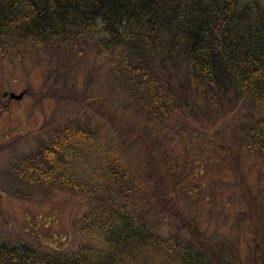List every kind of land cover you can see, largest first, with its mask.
I'll return each mask as SVG.
<instances>
[{"label":"trees","instance_id":"16d2710c","mask_svg":"<svg viewBox=\"0 0 264 264\" xmlns=\"http://www.w3.org/2000/svg\"><path fill=\"white\" fill-rule=\"evenodd\" d=\"M24 84L33 111L54 106L0 142V190L84 196L89 240L49 250L0 228V264H264V0H0V120ZM211 154L234 176L228 210L197 182Z\"/></svg>","mask_w":264,"mask_h":264},{"label":"rangeland","instance_id":"374dc122","mask_svg":"<svg viewBox=\"0 0 264 264\" xmlns=\"http://www.w3.org/2000/svg\"><path fill=\"white\" fill-rule=\"evenodd\" d=\"M40 74L41 71L37 70L32 77L36 91L42 88V77ZM88 88L94 95L98 93L99 96L108 101L119 103L121 100L119 97L114 96L116 94H111L110 90L103 87L102 84L96 92L94 88ZM25 89L28 91L25 97L18 101H12L9 109L2 114L0 120V142L7 141L20 133L38 131L45 118H48L52 113L53 101H45L42 106H36L33 111L34 99L30 97L31 95H28L30 94V90L26 84L21 85L17 90H10L9 92L20 93ZM111 105L114 106L113 103ZM174 120L175 117L172 118V121ZM110 132L112 136H115L116 129L110 130ZM184 149L185 147L182 145V148L180 147L178 152L182 156L184 155ZM206 158L208 159L207 163H209V159L214 161V163L206 167L202 175L198 172L196 175L198 177L197 182H203L205 187H209L211 181H216L218 184L216 190L218 192L222 190L219 205H225L228 210L227 202H229L228 197L230 192L225 187V183L231 180L233 182L234 176L230 173L227 163H219L216 155L211 154V156H206ZM215 162H218V164L215 165ZM246 165H249L248 161ZM257 169L258 166L253 164L249 174V178L253 181L256 179ZM42 203L15 199L0 190V228L3 230L4 236L6 237L7 231L19 233L24 235L29 241L40 244L41 247L49 250L73 249L80 243L89 240L85 234L73 226V220L79 217L88 207L87 199L84 196L58 192L52 200H46ZM179 204L185 207L184 201H179ZM200 206L203 209L200 216L202 222L201 228L205 229L208 234L212 233L215 225L213 222H208L207 214V210L211 205L205 206L202 203ZM230 208L234 212L239 210L241 205L231 202ZM192 211L198 214L199 208L196 211L195 207H193ZM248 236H243L240 242L242 256L244 257L247 254L246 239Z\"/></svg>","mask_w":264,"mask_h":264},{"label":"water","instance_id":"95a60500","mask_svg":"<svg viewBox=\"0 0 264 264\" xmlns=\"http://www.w3.org/2000/svg\"><path fill=\"white\" fill-rule=\"evenodd\" d=\"M26 93H27V90H24L19 94L15 92H5L4 97H9L11 100L12 99L21 100L25 96Z\"/></svg>","mask_w":264,"mask_h":264}]
</instances>
